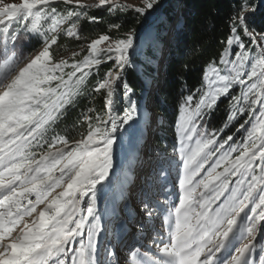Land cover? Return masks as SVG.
I'll list each match as a JSON object with an SVG mask.
<instances>
[{
    "label": "snow or ice",
    "instance_id": "6c2138e0",
    "mask_svg": "<svg viewBox=\"0 0 264 264\" xmlns=\"http://www.w3.org/2000/svg\"><path fill=\"white\" fill-rule=\"evenodd\" d=\"M61 2L76 7L61 12L52 6L56 0H0V264H104L97 259V192L113 168L116 134L138 117L132 89L124 80L135 64L137 36L133 31L111 41L100 35L88 44L82 59L72 53L71 62L54 60L52 46L61 33L80 39L78 24L90 7H127L115 0H98L92 6L81 0ZM158 4L159 0H143L135 11L145 15ZM255 11L254 5L241 0L218 64L210 63L205 71L206 90L198 99L188 95L181 105L175 149L179 195L164 221L168 241L162 236L149 237L150 245L130 240L122 258L105 249L110 264H255V240L264 228V33L249 28V15ZM240 31L260 48L257 55L250 56ZM38 37L42 49L35 56L26 55L21 45ZM106 61H114L113 69L87 92L89 75ZM121 83L128 102L123 109L117 96ZM237 86L239 93L232 95ZM102 90L105 117H93L89 107L63 134L57 131L82 95ZM221 98H230L227 121L246 113L255 119L242 147L226 148L233 137L221 141L216 130L206 127ZM83 124L86 135L71 140L69 134ZM174 162L162 154L154 179L166 180ZM150 191L141 199L140 212L147 219L160 207L153 204ZM259 264H264V248Z\"/></svg>",
    "mask_w": 264,
    "mask_h": 264
},
{
    "label": "trees",
    "instance_id": "16d2710c",
    "mask_svg": "<svg viewBox=\"0 0 264 264\" xmlns=\"http://www.w3.org/2000/svg\"><path fill=\"white\" fill-rule=\"evenodd\" d=\"M160 2L158 15V10L151 15H140L135 9L127 7L112 10H109L107 6L89 8L87 16L82 17L78 24L80 39L60 36L57 44L52 48V53L55 59L58 53L67 49L79 48L97 39L100 35L120 39L132 31L136 33L147 27L146 31L141 34L138 47L133 55L135 64L128 68L124 80L132 89L130 97L139 100L148 110H154L158 114V122L154 131L155 146L160 155L172 157L175 149L179 147L177 122L181 105L184 104L188 95L192 94L198 99L199 95L206 90L205 71L210 63L218 64L221 53L227 46V39L231 35L233 17L239 10L241 0H160ZM247 2L256 7L255 13L250 14L248 18L249 28L256 34L264 33V0H247ZM52 6L57 7L61 12L76 7L61 1H56ZM88 16L98 17L99 20L89 22ZM153 22L154 24L149 26ZM113 25H119V27H112ZM239 34L250 56L257 55L260 48L252 45L242 31ZM41 44L42 38L38 37L23 43L21 47L23 52L29 55ZM233 49L239 50L235 45ZM113 67V61H106L99 66L98 70L93 69L87 79V92H90L104 78L105 73ZM239 90L237 86L232 95L238 94ZM123 92V83H121L117 90L120 109L128 106ZM141 95L145 96L143 100H141ZM104 98L103 90L94 96L82 95L77 106L70 110L68 119L60 124L57 131L63 134L72 121L77 120L89 107L94 109L91 113L93 117L96 115L105 117ZM230 107V98H221L211 119L206 122V127L209 131L216 130L221 141L226 140L228 136L233 137L228 145H225L226 148L232 144L242 147L251 123H254L255 119L246 113L238 120L227 121ZM121 112L122 110L117 114ZM226 122L228 126L224 127ZM241 124L244 125L243 128L240 127ZM221 128H223L222 133L219 132ZM86 132L87 125L83 124L73 129L69 138L73 141L79 140L82 135H86ZM172 158L175 162L170 168L166 165V168L170 173H175L178 171V162L174 157ZM155 165L157 167V163ZM123 182L130 186L127 176L124 177ZM116 200L122 207L124 215L129 218L132 213L127 207L129 203L124 204L125 197L120 192V188L116 190ZM107 203L109 210L104 214L105 232L103 236H111L113 241L117 242V231L122 225L121 222L116 221L111 200L108 199ZM245 211L247 212L248 209ZM98 239L99 260L108 264L109 259L104 250L112 249L111 244L107 243L103 237L100 238V235ZM84 242L87 243V236ZM262 244L264 241L256 246V251L258 247L264 248Z\"/></svg>",
    "mask_w": 264,
    "mask_h": 264
},
{
    "label": "rangeland",
    "instance_id": "374dc122",
    "mask_svg": "<svg viewBox=\"0 0 264 264\" xmlns=\"http://www.w3.org/2000/svg\"><path fill=\"white\" fill-rule=\"evenodd\" d=\"M81 2L85 5L92 6L96 5L98 3V0H81ZM115 2L118 4L126 5L127 8L130 9H135L137 7L143 6V0H115ZM4 3L19 4L22 3V0H4ZM160 3L161 2L159 0L158 6H155L154 10H148L145 15H151V13L157 10L159 11V7L161 6ZM72 5L75 6V3H73ZM90 8L95 9L96 7ZM158 11L157 15L159 14ZM153 24L154 22L149 26H152ZM64 27H67V25H65ZM146 29L147 27L141 29L139 32H136V48L138 47L141 34L144 33ZM60 36L69 38L63 33H61ZM115 40L117 39L111 38V41ZM107 43L108 42H105V44H102L100 47H105ZM88 44L89 43L84 44L79 48L73 50L67 49L62 53H58L57 58H55L54 60H60L61 58H64L68 59L69 62H71L73 59L72 53H79V55L76 56L75 59H82L83 56L88 54ZM42 47L43 43L35 51L29 54V56H35L36 54H38ZM24 62L26 63L27 61ZM22 66L23 63L20 64V67ZM144 97V95H141V100H143ZM131 100L135 101L138 106L137 120L132 123L131 126H124V128H122L120 132L116 134L117 142L114 145L113 168L108 179L104 182L102 190L97 192V213L100 216L101 225V231L99 234L100 238L103 237L107 243H110L112 250L116 251L121 258L127 254L125 244L130 240L140 241L141 243L147 241V243L150 245L151 240L149 239V237L162 236L165 242L168 241L167 226L165 225L164 221L168 215V207L178 202L179 195L178 177L180 174V166L178 154H174V156L172 155V157H174V159L178 162V171L175 173H170V171L167 170L168 177L166 180L154 179L156 169L155 164L158 163V158L161 156L160 152L157 151V147L155 146L156 144L154 136L155 127L157 126L156 124L158 122V114L154 110H148L139 100H136L135 98H131ZM118 116L122 117L123 111L119 113ZM125 176H127V178L129 179L130 186L124 184L123 179ZM117 188H120V192L122 193L123 197H125L124 204L129 203V206L127 207H129V210L132 213L129 218L124 215L122 207L117 203ZM149 189L151 190L149 192V195H151L153 198V204L158 203L160 205V207L157 208V214L154 215L151 219L145 218L140 212L142 196L145 192H148ZM59 191H61V189H57V192ZM108 199H110L113 204V211L117 218L116 221L121 222L122 225L117 231V238L119 242H114L111 236H103L105 230L102 226V223L104 221V214L109 210V206L107 203ZM43 207L44 205L40 206V208ZM35 215L36 214H34L33 218L35 217ZM26 219L30 222L32 218ZM86 236L87 233L85 231L83 240L86 239ZM263 241L264 228H262L257 233L255 240L256 246L261 244ZM113 246L115 247L113 248ZM257 250L258 251H256L255 249L251 257L252 260L254 259L253 261H255V264H259L261 247H258ZM97 259H99L98 250ZM108 259V264H110L111 257H108Z\"/></svg>",
    "mask_w": 264,
    "mask_h": 264
},
{
    "label": "water",
    "instance_id": "95a60500",
    "mask_svg": "<svg viewBox=\"0 0 264 264\" xmlns=\"http://www.w3.org/2000/svg\"><path fill=\"white\" fill-rule=\"evenodd\" d=\"M160 12V9H159V11H158V13Z\"/></svg>",
    "mask_w": 264,
    "mask_h": 264
}]
</instances>
